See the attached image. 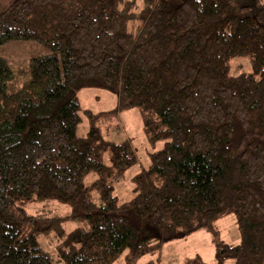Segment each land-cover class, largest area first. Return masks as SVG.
Here are the masks:
<instances>
[{
  "label": "trees",
  "instance_id": "obj_1",
  "mask_svg": "<svg viewBox=\"0 0 264 264\" xmlns=\"http://www.w3.org/2000/svg\"><path fill=\"white\" fill-rule=\"evenodd\" d=\"M227 2L14 0L0 12V47L31 40L48 50L17 87L0 58V264H112L122 255L136 264L201 228L216 235L229 214L239 239H216L215 263L185 264H264V0L237 10ZM244 56L248 68L233 73ZM85 88L138 108L149 141H163L122 203L115 183L137 154L101 134L94 120L117 109H83ZM43 201L70 210L27 211ZM67 220L79 225L66 231Z\"/></svg>",
  "mask_w": 264,
  "mask_h": 264
},
{
  "label": "rangeland",
  "instance_id": "obj_2",
  "mask_svg": "<svg viewBox=\"0 0 264 264\" xmlns=\"http://www.w3.org/2000/svg\"><path fill=\"white\" fill-rule=\"evenodd\" d=\"M14 0H0V12L8 7ZM251 0H228L227 10H237L238 6L250 4ZM252 4V3H251ZM48 50L41 44L31 40H9L0 47V58L6 60L13 71L12 84L17 87L21 83V78L29 72V62L34 56L44 55ZM247 61V63H245ZM242 65L238 68L239 63ZM250 59L248 56L237 57L232 60L233 73L237 74L240 70L248 68ZM79 101L83 109L89 110L92 114L100 112L106 113L104 116L94 120L101 134L111 142L120 143L127 140L135 149L138 161L130 167L124 174V177L118 183H115V192L119 202L127 201L132 197L131 177L139 172L143 167L149 164L148 154L160 149L163 141L151 143L143 129L142 115L138 108L119 109V100L112 92L102 88H85L78 93ZM89 126V120L84 116L83 125L80 126L78 133H85ZM108 153L104 154V161H108ZM92 175L88 178L92 179ZM70 208L67 205L59 204L55 201L34 202L27 206V211L37 213L46 211L64 215ZM79 223L67 220L63 223L66 231H70L78 226ZM217 232L212 234L209 230L201 228L189 235L171 239L164 243L157 255H145L137 260L136 264H143L150 260L159 258V264H185L189 258L200 257L203 260L215 263V241L236 242L239 239L237 225L235 224L234 214L226 215L216 221ZM46 250H51L53 244L47 241H40ZM124 255L120 256L112 264H125ZM224 264H233L228 259Z\"/></svg>",
  "mask_w": 264,
  "mask_h": 264
}]
</instances>
